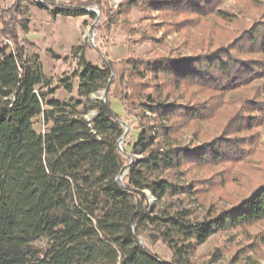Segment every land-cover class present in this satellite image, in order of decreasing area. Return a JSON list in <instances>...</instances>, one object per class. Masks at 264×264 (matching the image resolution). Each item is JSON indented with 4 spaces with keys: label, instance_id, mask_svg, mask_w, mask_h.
Listing matches in <instances>:
<instances>
[{
    "label": "trees",
    "instance_id": "1",
    "mask_svg": "<svg viewBox=\"0 0 264 264\" xmlns=\"http://www.w3.org/2000/svg\"><path fill=\"white\" fill-rule=\"evenodd\" d=\"M222 1L151 0L147 7L197 26ZM127 3L132 7L136 0ZM258 26L236 49L221 45L178 60H130V79L153 75L156 92L143 96L138 90L147 81L133 88L142 129L128 152L119 147L124 130L110 103L90 99L109 88L112 66L82 57L80 68L55 82L4 23L2 33L14 48H0V264H190L197 247L214 234L263 221L264 181L254 180L250 193L229 209L217 211L211 204L195 216L189 204L193 197L199 201L197 189L179 179L189 165L229 163L223 181L238 183L237 167L259 143L264 87L256 82L264 79V26ZM76 83L84 101L55 97L59 89L72 93ZM91 111H97L93 121L85 118ZM146 112L158 123L154 131ZM183 129L202 147L186 149ZM136 155L141 158L126 164V156ZM142 241L163 242L171 260Z\"/></svg>",
    "mask_w": 264,
    "mask_h": 264
},
{
    "label": "rangeland",
    "instance_id": "2",
    "mask_svg": "<svg viewBox=\"0 0 264 264\" xmlns=\"http://www.w3.org/2000/svg\"><path fill=\"white\" fill-rule=\"evenodd\" d=\"M149 1L136 0V5L131 7L127 0H0V48H14V42L2 33L4 23H10L27 56L38 55L44 72L55 82L80 68L82 57L98 67L111 65L113 73L108 90L103 89L91 95L90 99L95 103H110L124 132L128 129L121 146L122 150L126 148L130 152L142 129L135 112L140 99L134 97L133 88L141 81L145 84L147 81L149 83L144 88H136L143 96L155 95L156 92L155 83L151 80L153 75L146 72L144 80L130 79V60L154 61L160 57L178 60L211 52L221 45L236 49L245 41L248 32L257 25L259 28L264 26V0H223L197 26H184L179 16L149 9ZM159 1L172 3L178 0ZM43 2L49 3L45 9L38 7ZM82 8L86 13L76 15V10ZM219 12L225 13L223 16L226 18L219 17ZM140 68L146 71L141 65ZM256 83L264 87V79ZM77 86L76 83L72 93L59 89L55 97L62 101L71 98L84 101L77 94ZM125 94L129 98L123 102ZM130 102L136 103L130 105ZM146 115L154 131L158 123L151 113L146 112ZM96 116L97 111H91L85 118L93 121ZM258 132L259 143L246 157L247 163L238 166L234 173L238 183L226 184L223 181L229 163L185 167L186 176L179 179L197 189L199 201H194L193 197L189 204L195 216L206 214L211 204H215L217 211L229 209L233 202L250 193L255 186L249 190L254 180L264 181V173H259V170L264 171V126L259 127ZM181 135L186 149L192 151L202 147L201 141L196 140L188 129H183ZM125 158L126 164H130L131 159L135 161L141 156ZM148 196L154 208L156 201L150 194ZM144 245L161 259L171 260L172 253L163 242L145 241ZM190 264H264V220L214 234L197 247Z\"/></svg>",
    "mask_w": 264,
    "mask_h": 264
},
{
    "label": "water",
    "instance_id": "3",
    "mask_svg": "<svg viewBox=\"0 0 264 264\" xmlns=\"http://www.w3.org/2000/svg\"><path fill=\"white\" fill-rule=\"evenodd\" d=\"M38 2H42V0H38ZM109 83H110V81H109ZM107 90H108V88H107ZM107 90L105 91V97H104V99H106V95H107ZM121 123L122 124H124V125H126L124 122H122L121 121ZM127 132H128V129H126V131L124 132V134H123V136L119 139V147H120V149L122 150V143H123V141H124V138H125V135L127 134ZM134 162V160L133 159H131V162H130V164L129 165H131L132 163ZM128 173V170L127 171H125L123 174H121L119 177H118V182H120V181H122L123 180V178L125 177V175ZM142 243H143V241H142Z\"/></svg>",
    "mask_w": 264,
    "mask_h": 264
},
{
    "label": "built area",
    "instance_id": "4",
    "mask_svg": "<svg viewBox=\"0 0 264 264\" xmlns=\"http://www.w3.org/2000/svg\"><path fill=\"white\" fill-rule=\"evenodd\" d=\"M36 1H38V0H36ZM7 43H8L9 45H12L11 42H7Z\"/></svg>",
    "mask_w": 264,
    "mask_h": 264
}]
</instances>
